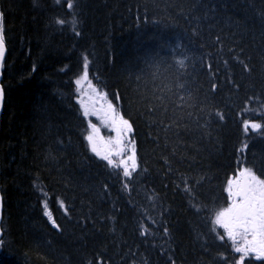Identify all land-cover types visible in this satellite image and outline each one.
<instances>
[{"label":"trees","instance_id":"16d2710c","mask_svg":"<svg viewBox=\"0 0 264 264\" xmlns=\"http://www.w3.org/2000/svg\"><path fill=\"white\" fill-rule=\"evenodd\" d=\"M1 1L8 56L3 79L6 105L0 138L4 195V238L0 246V264H170L162 249L166 245L164 236H153L147 229L139 230L117 213L110 217L91 218L92 215L88 213L91 209L89 203L97 206L98 195L109 188L112 190L109 201L123 204L119 194L130 195L136 188L142 193L148 190V170L145 166L148 157L153 159L147 160L152 168L166 170L168 164L176 165L178 161L175 160L186 155L203 160V164L191 168L200 175V178L193 180H204L203 189L207 190L208 195L205 204L213 208L206 213L208 216L203 212L204 218L195 219L181 213L176 197L167 198L179 212L172 229L171 244L178 240L182 252L191 253L187 258L189 264L205 261L212 264V259L203 256L209 244H215L223 257H229L230 264H264V258L254 255L244 237L237 234L234 239L227 238L223 229L218 224L215 225V211L223 210L230 203L227 184L237 174L239 167L250 168L260 179H264V151L258 150L257 158L254 159L259 165L251 164L253 158L249 154L250 139L264 141V90H256L252 95L249 93V84H252L249 79L255 78L264 88L263 68L248 70L251 72L248 76H242L238 68L229 75L233 87L228 85L229 94L223 91L222 96L232 98L231 101L223 99L220 103L233 106L236 111L232 115L234 121L228 118L218 120L216 115L211 117L215 119L211 124L205 123L198 128L187 122L185 124L188 114H193L192 110L187 109L177 110L163 118L162 110L177 99V95L186 101L187 95L191 96L194 91V85H190L191 79L186 80V77L185 80L176 81L174 89H163V83L171 80L165 75L166 69L175 68V62L185 68L189 55L196 50H192L193 42L196 45V37L192 32L203 28L198 25L203 19L193 13L201 11L213 15L217 12L216 3L207 0H185L183 4L182 0H95L90 4V11L85 7L97 19L79 28L78 37L73 36V41H68L70 28L83 21V5L88 0H72L71 9L67 0ZM232 1L239 11V17H242V7L249 10L250 4L258 0ZM254 8L258 14L263 13L260 5H254L253 10ZM109 11L115 15H127L118 17L119 20L132 18L135 35L130 34L129 27L132 26L129 23H119L116 26L117 20L115 17L110 18ZM170 13L181 15L182 18L176 20L177 17L174 16V20L169 23L171 18H167ZM160 17L163 21L167 20L170 32H165L166 23ZM247 18L248 12L242 17V24H250ZM57 19L64 23H57ZM149 20L154 21L152 27H148ZM145 29L148 34H140ZM118 31L123 35L119 33L117 36ZM212 34L215 44H218L214 30ZM120 36H124V50L121 48L123 44L115 43V38ZM100 38L108 41L102 48V53L97 56L95 52ZM129 39L134 44L126 43ZM156 40L165 51H171L170 59L164 62L162 70L157 71L154 76L147 75L151 84L137 79L135 83L130 81L126 69L119 68L121 62L137 59V64L142 66H146L147 60L149 63L155 62L161 52L148 53L147 47ZM172 42L179 46L170 45ZM113 50L116 52L113 53ZM124 51L130 52L134 58L131 60ZM85 56L88 59L87 69L84 67ZM259 61L264 62V49L259 53L258 59L251 60L254 64L260 63ZM185 70L191 73L192 69ZM248 71L245 70L246 73ZM180 74L182 71L177 72L176 77ZM216 79L209 69L200 76L198 85L204 92L201 93L203 101L207 103L195 108V116L208 114L207 108L216 105L213 104L214 100L221 97L217 95L222 89H217ZM78 80L79 84L76 83ZM230 90H234V96L230 94ZM197 95L192 94L188 104H194L198 99ZM107 102L131 125L135 168L125 160L124 154L120 155L113 147L106 149L99 137L98 149L92 151L94 145L88 139L92 126L87 121L85 110L96 120L94 128L100 129L101 118H96L95 115L104 113L101 116L104 117L110 114L106 110ZM147 121L153 123L154 127L165 121L170 129L153 131L154 137H159L154 142L145 135L144 126ZM244 121H249L247 132ZM253 124L261 126L259 131H254L251 127ZM179 130H182L180 135ZM146 139L151 140L150 144ZM244 145H247L246 149ZM109 159L113 161L112 164L108 163ZM69 160L76 161L80 170L71 168V164L67 163ZM154 160L157 163L151 162ZM223 166H226L225 170H222ZM125 168L131 173L130 176H125ZM220 170L222 175L219 177L206 178ZM229 170H233L232 175L224 177ZM140 180L143 181L142 186H139ZM181 180L185 181L186 176ZM205 180L206 185L211 184L209 187H205ZM132 182L135 185H127ZM185 187H189L190 192L183 191L181 197H188L194 190V186L189 183H185ZM89 191L96 192L93 194L94 203L87 199ZM147 197L151 204L156 200V196ZM82 203L86 204L85 208ZM192 209L197 211L196 206ZM207 218L210 227L207 225ZM53 220L59 228L53 225ZM212 231L214 235L211 234ZM206 235L213 237L210 242L205 240ZM251 239L249 235L247 240ZM224 246L227 252L223 251ZM237 248L247 251L237 252ZM113 252L115 255L118 252L117 262H109V254Z\"/></svg>","mask_w":264,"mask_h":264},{"label":"bare ground","instance_id":"6f19581e","mask_svg":"<svg viewBox=\"0 0 264 264\" xmlns=\"http://www.w3.org/2000/svg\"><path fill=\"white\" fill-rule=\"evenodd\" d=\"M207 1H212V3H216L217 12H215L213 15L210 14V13L201 12V11H197V12L193 13L194 16L203 19L198 24V25L202 26L203 28L202 29H194L193 32H192L193 35L196 37V39H195L196 40V45L193 42L192 50H195V49L196 50L191 55H189V58H188V60H187V62L185 64V68L180 66L177 62H175L174 63V65L176 66L175 68L168 67L166 69V74L165 75H166V77L168 79H171V80L165 81L163 83V85H162L163 89H167V90L174 89V85L177 86V84H174V83H177L179 79L185 80L184 77H186V80L187 79H191L190 85H194V91L192 92V94H198L197 95V98H198L197 101L194 104H188V101L190 100L192 94H191V96L187 95V97H186L187 100L186 101L185 100H181L180 98H182V96L179 97L177 95L176 96L177 99L174 98L175 100L170 102L171 103L170 105L167 104V107L164 108L162 111H163V118H166V116H169V114H171L172 112H176L177 110H183V111L186 110V109L187 110H192L193 114L192 113L190 115L188 114L189 118L185 121V124L187 122V123L193 124V126H196L198 128H200L199 126H202L205 123L207 125L209 123L211 124L213 121H215V119L211 118V117L212 116L216 117V115H217L218 120H222V119H220V116H223V119L224 118H228V119L234 121V118H233L232 115L235 114L236 111L233 110V106L225 104V103H220L221 101H223V99H225L227 101H231V98H232L231 96H230V98H228L226 96H222V93H224L223 91H225V92H227L229 94V91H228V87L229 86L233 87V85L231 84L229 75H232L234 72H236L238 70V68H240L242 76H244V74H245V76L250 75L251 72H249V71H252V70H254L257 67L263 68V71H264V62L262 63L261 61H259L260 63H256V64L251 62L252 59H258L259 53L261 52V50L264 49V2H263V0H258L254 4H250V9L249 10H245L242 7V17L247 15V12H248V17L249 18H247L246 20L250 24H242L243 23L241 21L242 17H239V11L235 7V5L233 4L232 0H207ZM94 2H95V0H91V1L88 0L86 2L87 4L83 5V12H82V17H81L83 21H80L77 25L72 26L70 28V32L67 34V40L68 41H73L72 40L73 36L74 37H78L79 28H81L82 26L88 25V24L92 23L94 20L97 19L96 15H93V14H91L89 12L91 10L90 9V4L94 3ZM184 2H185V0H182L181 4H183ZM102 5H104V3ZM254 5H260L262 7V9H263V13L262 14H258L255 11V8L253 10V6ZM85 6L87 8H89V11H88V9ZM100 7L105 9L104 8L105 5H104V7L103 6H100ZM108 13H109L111 19L115 17V19L117 20V23L115 24L116 26L119 23H123V24L129 23V25L132 26V27H129V28H131V29L133 28V30L130 29V31H131L130 34L131 35H135V32H134V20L132 18H128L126 20H119L118 17H120V16H124L125 17L127 15L126 14L115 15L113 12H110V11ZM170 14L168 15V18H167V20L171 18L169 23H171L174 20V18H172L174 16L177 17L176 20H179L178 18H180V17L182 18L181 15H176V14H173V13H170ZM160 19L162 20L161 17H160ZM167 20L166 21L162 20L164 23H166V25H165V32L166 33L170 32V27L167 26ZM57 21H58V19L56 20V22ZM153 23H154V21L149 20L148 27H152ZM203 29H205V31ZM213 30H214V33H215V36H216L218 44H215L214 37H213V34H212ZM119 33H121V32L118 31V35L117 36H119ZM140 34L147 35L148 34L147 29L142 30L140 32ZM65 38H66V35H65ZM115 39H116L115 43H117V45L118 44H123L121 46V48L124 50V47H125L124 36H123V38L120 36V37H116ZM107 41L108 40H106V39L104 40L103 38L102 39L100 38V41L97 43V44H99L98 45V50L95 52L97 54V56H98L99 53H102V48L105 47V45L107 44ZM126 43L134 44V42L131 39H129V42H126ZM170 45L179 46L178 43H174V42H172ZM164 49L165 48H162V46H160V43H159L158 40L151 42L148 45V47H147V52L148 53L161 52V55H160L159 59H157L155 62L162 64V67L164 65V62H166L167 60L170 59L169 55L171 54L170 50L165 51ZM114 52H116V50H113V53ZM113 53H112V55H114ZM124 54L125 55H129L131 57V60L134 58V56L130 52L124 51ZM147 62H148V60H147ZM147 62H146V66H147ZM143 63H145V61ZM35 65H36V63H35ZM116 65H117V68H118L119 64H118L117 60H116ZM244 65H247V67H248L249 71L247 70L248 71L247 73L245 72ZM146 66H142V65L137 64V59H136V60H132L131 62H130V60L122 61L121 62V66H119V68L122 67V68L126 69V72H127V75L129 76L130 81L135 83V80L137 79V81L141 80V81H143L145 83L151 84V79H149L147 77L148 69H147ZM185 69H188V70L192 69L191 73L186 72ZM208 69L213 73V75H215L217 77V79L215 80V83L217 84L216 87H217V89H219V88L222 89V91L219 92L217 95H220L221 97L214 100V102H217V103L213 102V104H216V105L211 106V107L209 106L210 108H207L208 114H206L204 116H195L196 112H197V109H195V108H197V106H203V105H205L207 103V102L203 101V96L201 95V93H204V92L199 87L198 81H200V76H203V72L207 71ZM180 71H182V74H180L179 76L176 77L177 72H180ZM196 75H198V76H196ZM249 81L252 82V84L251 83L249 84V87H250L249 88V93H250V95L254 94L256 92V90H259V89L260 90H264V88L261 87L257 83L255 78L249 79ZM205 83H206V81H205ZM59 86H61V85L59 84ZM138 88H139V85H138ZM155 89H156V87H155ZM230 94L234 96V90H232V91L230 90ZM183 96H185V95H183ZM232 102H233V100H232ZM234 108H235V106H234ZM180 119H181V117H180ZM254 120H256V119H254ZM256 121H258V120H256ZM164 122L160 123L157 127H154L153 123H150V122L147 121L146 125L144 126L145 127L144 128L145 129V135L149 139L154 140V142H155V140L158 141L159 137L156 139L154 137L153 131L157 132L159 130V132H162L163 129L165 131H168L170 129L169 128V124L167 122L166 123H164ZM232 124H234V123H232ZM214 125H216V124L214 123ZM41 126H43V125H41ZM208 131H209V129H208ZM211 131H213V130L211 129ZM254 131H259V130L256 129ZM41 133H42V131H41ZM181 133H182V130L181 131L179 130L178 135H180ZM239 134H241L240 131H239ZM221 135H223V134H221ZM191 136H193V135H191ZM143 138H144V136H143ZM146 141H147L148 144H150V142H151V140H148V139H146ZM243 147L246 149L247 145H244ZM258 150H263L264 151V141L261 140V139H250L249 140V154L253 158V162H251L252 165H259V164H257L254 161V159L257 158V151ZM80 151H82V150H80ZM220 151H223V149L220 150ZM223 155H224V153H223ZM148 159H151V158L148 157L146 159V162H145V166H146V168L148 170V184L146 185L148 187V190L146 192L142 193V191L139 188H136V189H134L131 192L130 195L119 194L123 204H114L113 202L109 201L110 192L112 190H109V188H108V191H106V192L103 191L104 193H101V194L98 195V197H97V206H96L95 203H94V197H93V194L96 193V192L89 191L88 192V194H89L88 197L89 198H87V199H89L90 202L92 201V203H94V204L89 203L90 207L89 206L88 207L91 208V209L88 210V213H90L92 215L91 218H97V219L98 218L115 216L116 213H117L118 215L123 217V219H126L127 222L129 221L130 223L134 224L139 230L147 229L149 231V234H152L153 236H159V237L160 236H164L163 238H164V241L166 242V245H163L162 249H163V253H164V255H166L167 260L169 261V263L170 264H189L190 262L188 261L189 259H187V258H188V256L191 255V253L190 252H182V249L180 248L181 244L179 246V243H177L178 240H177V242L174 241L175 243L171 244V241H172V229L176 225L175 224L176 223L175 222V218L176 217L178 218L177 215H179V212H178V208L174 207L173 203L167 201L166 199L169 198L170 196L176 197L177 201H179L178 203H179V207L181 208V211H182L181 213H183V214L186 213L189 216L191 215L195 219L204 218L203 217V212L206 214L213 207H211L209 205L207 206L205 204L206 203V199H208V195H207V190L203 189L204 188V183H203L204 180H202V179L199 180L198 179V180L194 181L193 179L200 178L199 177L200 175L198 176V174L194 173V171H192V169H191V168H194V167L197 168L199 165L203 164V160H199L200 158L198 159L197 157H191V155H186V156H182L180 158H177L175 160V162L178 161V163L176 165H169L168 164V168L166 170H162V169H159V168H156V167L152 168V166L147 161ZM151 160H153V159H151ZM151 162H153V164L157 163V162H155V160L151 161ZM67 163H68V165L71 164L70 165L71 168H75L76 170H80V166H79V164L76 161H74V162L71 161L70 162V160H69ZM172 163L174 164L173 161H172ZM248 165H249V163H248ZM262 166L264 168V162L262 163ZM223 167L224 168L222 170H225L226 166H223ZM61 168H62V166H61ZM238 169L240 170L241 167H239ZM222 170H220L219 172L217 171V173H215V174L214 173L213 174H209V176H207L206 178L214 179L216 177H219L220 175H222ZM232 173H233V170H229L224 175V177H230L232 175ZM236 175H234L230 179V181H232L234 179V177H236ZM185 176H186V180L181 182L182 181L181 178H183ZM223 178L221 180V183L223 181ZM178 182H181V183H178ZM216 182H218L217 179H216ZM139 183H140L139 186H142L143 181L140 180ZM185 183H189V184L193 185L194 186V190L188 197H181V194H182L183 191L184 192H190V188L189 187H185ZM132 184H134V183L132 182V183H129L127 185L131 186ZM210 185L209 184L206 185V180H205V187H209ZM229 186H230V184L228 182V184H227V192H228V195H229V201L231 202V195H230V191H229ZM148 195H152V198L156 196V200H155V202L153 204L148 202V197H147ZM160 199L163 202V204L160 201ZM207 204H209V203H207ZM205 205L207 207H205ZM83 206L85 208L86 204H83ZM194 206H196V210L197 211L192 209ZM219 212L220 211H218V210L215 211V225L218 224L217 223V214ZM207 220H208L207 225L210 227L209 218H207ZM113 230H114V228H113ZM88 232H90V231H88ZM91 232H92V229H91ZM211 234L214 235V232L212 231ZM97 235L98 234H96V236ZM89 237H90V235H89ZM212 238H213L212 236L206 235L205 240L210 242L212 240ZM92 239H94V238H92ZM159 240H157V241H159ZM64 241H66V240L64 239ZM91 242H92V240H91ZM89 243H90V241H89ZM65 244H67V243L65 242ZM46 245L48 246V244H46ZM70 245H71V243H70ZM61 246L64 247L63 245H61ZM223 251L224 252L228 251L226 246L223 247ZM205 252H204V255H203L204 258L212 259L213 260L212 264H230L229 257H223L215 244H209L207 246ZM52 254H53V252H52ZM116 255H118V252L116 253ZM116 255H115L114 252L109 254V257H108L109 262H117L118 259H117ZM121 257H123V256H121ZM4 258H5V256H4ZM212 260H210V261H212ZM200 261H202V260H200ZM161 262H162V260H161ZM199 264H209V263L207 261H205V262H201Z\"/></svg>","mask_w":264,"mask_h":264},{"label":"snow or ice","instance_id":"6c2138e0","mask_svg":"<svg viewBox=\"0 0 264 264\" xmlns=\"http://www.w3.org/2000/svg\"><path fill=\"white\" fill-rule=\"evenodd\" d=\"M67 3L69 9H71L73 6L72 0H67ZM2 15L3 14L0 13V61L3 60L5 53ZM57 23L63 24L64 21L58 20ZM181 64H183L182 61ZM84 67L85 69L88 67L87 56L84 57ZM244 67L245 70H248L247 65H244ZM85 75H87V72H85ZM76 83L79 84V80ZM213 88H215V86H213ZM0 99H2V90H0ZM220 119H223V116H220ZM122 124L124 128L128 130L131 129V125L127 120H123ZM248 125L249 121H244L245 132L248 131ZM251 127L256 130L261 126L259 124H253ZM88 139L91 141L92 137L89 136ZM92 151H96L94 146ZM108 163L112 164L113 161L109 159ZM133 168H135V165H133ZM245 171L247 172L249 180L243 186H238L235 195L239 197V200L233 202L228 209L217 214V223L223 225L230 238L234 239L237 234H240L245 238L246 243L250 246V250L259 253L260 257L258 258H264V179H260L256 176L251 169H246ZM124 174L125 176L131 175L127 168H125ZM231 183L232 182L229 181L230 185ZM229 191L231 195V190L229 189ZM52 223L56 228H59V225H56L54 220ZM249 235L252 237L251 240H247ZM221 239H223V237H221ZM236 251L241 252L247 250L237 248Z\"/></svg>","mask_w":264,"mask_h":264},{"label":"rangeland","instance_id":"374dc122","mask_svg":"<svg viewBox=\"0 0 264 264\" xmlns=\"http://www.w3.org/2000/svg\"><path fill=\"white\" fill-rule=\"evenodd\" d=\"M147 67H148V70H149L148 75H149L150 77L154 76V74H155L157 71H159V70L161 71V70H162V64L157 63V62H150V63L147 64ZM104 121L108 123V126H107V127H108L110 130L113 131V134L117 132V133L119 134V136H120V134H121L120 131H121L122 129H124L125 131L127 130L126 128H123V127H124L123 124H122V121H123V120H121L120 118H119V119H112L111 121H110L109 119H105ZM100 133H101V132H96V131L93 129V127H92V129L90 130V136L93 137V138H95V137L97 136L96 134L100 135ZM100 137H101L102 139H106L105 136H101V135H100ZM93 138H92V139H93ZM115 139H117V135H115ZM115 141H116V140H114V142H115ZM110 142H111V141H110ZM110 142H109V138H107V139L104 141V143H106L107 147L109 146ZM111 144H112V142H111ZM93 145L95 146V145H96V142H94ZM130 145H131V149H133V147H134L133 144H130ZM112 146H113L114 148H116V146H115L114 144H112ZM242 173H243V174H242ZM247 178H249L248 175H247V172H246L245 170H243V171H240V172L238 173V175H237L236 177H234V179L231 181L232 183H231V185L229 186V189L231 190V201H233V202H237V201L239 200V197H237V196L235 195V192L237 191L238 186H243V185L246 183ZM228 208H229V207H227L226 209H228ZM224 210H225V209H224ZM224 210H221L219 213L223 212ZM254 255H259V256H260V254L257 253V252H254Z\"/></svg>","mask_w":264,"mask_h":264},{"label":"water","instance_id":"95a60500","mask_svg":"<svg viewBox=\"0 0 264 264\" xmlns=\"http://www.w3.org/2000/svg\"><path fill=\"white\" fill-rule=\"evenodd\" d=\"M0 78H1V66H0ZM0 113H1V105H0ZM2 198H1V195H0V237H1V234H2V231H1V219H2Z\"/></svg>","mask_w":264,"mask_h":264}]
</instances>
